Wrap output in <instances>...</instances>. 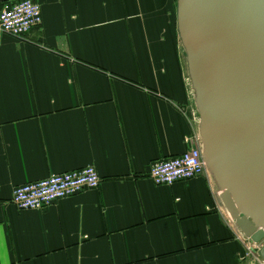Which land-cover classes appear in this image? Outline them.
I'll use <instances>...</instances> for the list:
<instances>
[{
	"label": "crops",
	"instance_id": "0c3cea01",
	"mask_svg": "<svg viewBox=\"0 0 264 264\" xmlns=\"http://www.w3.org/2000/svg\"><path fill=\"white\" fill-rule=\"evenodd\" d=\"M35 1L25 38L0 30V264H246L254 243L209 171L149 177L201 140L177 0ZM86 166L99 187L42 209L11 200Z\"/></svg>",
	"mask_w": 264,
	"mask_h": 264
},
{
	"label": "water",
	"instance_id": "95a60500",
	"mask_svg": "<svg viewBox=\"0 0 264 264\" xmlns=\"http://www.w3.org/2000/svg\"><path fill=\"white\" fill-rule=\"evenodd\" d=\"M204 156L264 258V0H177Z\"/></svg>",
	"mask_w": 264,
	"mask_h": 264
},
{
	"label": "built area",
	"instance_id": "2783aa9c",
	"mask_svg": "<svg viewBox=\"0 0 264 264\" xmlns=\"http://www.w3.org/2000/svg\"><path fill=\"white\" fill-rule=\"evenodd\" d=\"M41 23V6L35 0L8 1L3 4L0 12V30L3 32L25 38L34 26ZM208 171L203 144L200 138L195 137L194 144L188 151L152 162L149 177L156 184L172 185ZM101 181L102 177L97 169L86 166L19 184L15 187L11 200L21 210L42 209L60 199L97 188ZM256 247L258 251L259 247ZM257 251L253 250L246 264H264V258Z\"/></svg>",
	"mask_w": 264,
	"mask_h": 264
},
{
	"label": "rangeland",
	"instance_id": "374dc122",
	"mask_svg": "<svg viewBox=\"0 0 264 264\" xmlns=\"http://www.w3.org/2000/svg\"><path fill=\"white\" fill-rule=\"evenodd\" d=\"M193 111H195L196 115H197V118L199 119V113H198V110H197V107L194 106L193 107ZM196 120V119H195ZM197 122H195L196 124ZM255 244V243H254ZM257 246V244H255ZM254 245V252L257 251V247Z\"/></svg>",
	"mask_w": 264,
	"mask_h": 264
},
{
	"label": "bare ground",
	"instance_id": "6f19581e",
	"mask_svg": "<svg viewBox=\"0 0 264 264\" xmlns=\"http://www.w3.org/2000/svg\"><path fill=\"white\" fill-rule=\"evenodd\" d=\"M228 213L230 214V212L228 211ZM257 244V243H256ZM257 246H258V244H257ZM259 247V246H258Z\"/></svg>",
	"mask_w": 264,
	"mask_h": 264
}]
</instances>
